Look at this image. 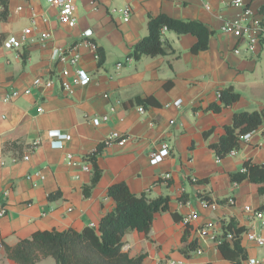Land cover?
Segmentation results:
<instances>
[{
	"label": "crops",
	"instance_id": "1",
	"mask_svg": "<svg viewBox=\"0 0 264 264\" xmlns=\"http://www.w3.org/2000/svg\"><path fill=\"white\" fill-rule=\"evenodd\" d=\"M232 1L207 0L211 6L207 9L203 0H78V21L71 28L61 23L58 9L46 0H0V14L6 11L5 18H0V32L6 38L21 36L31 28L21 49L0 46V94L22 92L12 101H0V211H4L0 215V264H18L9 258L7 246H16L36 231L98 225L116 206L108 188L118 182L149 198H170L169 210L155 215L148 234L129 230L123 238V251L130 256L144 254L143 264L169 260L232 264L210 238L212 233L221 238L223 225L231 218L247 231L254 226L264 235V194L248 179L235 183L230 178L247 159L264 163V129L253 131L235 155L219 158L210 147L224 126L232 123L235 112L264 109V37L249 52L245 38L239 40L222 30L225 20L242 14V7L231 5ZM244 2L255 17L264 20V0ZM19 6L23 8L18 11ZM127 6L131 11L126 21L123 9ZM160 13L205 23L213 30L209 47L193 53L194 35L166 30L165 39L174 52L131 56L134 45L149 34V15ZM46 31L52 37L42 42ZM74 46L81 54L77 65L56 59V48ZM96 46L105 51L101 66ZM236 47L242 52L235 53ZM118 62L124 63L119 70ZM77 68L90 74L89 84L76 83ZM64 69L74 85L72 94L61 85ZM37 77L52 78L54 84L37 86ZM228 86L240 94L239 100L220 112L207 110L212 102H219V90ZM27 88L30 93H24ZM150 96L155 104L134 102ZM178 99H182L179 107L175 105ZM105 115L106 121L93 123ZM208 129L212 132L206 138ZM52 131L59 133L52 136ZM113 131L125 136V144H103ZM65 134L71 139L65 140ZM164 142L170 145L169 154L153 163L150 153ZM98 148L101 177L87 195L84 189L94 176L90 158ZM69 153L74 154L75 164ZM85 164L91 170H84ZM248 205L262 211L263 218H254L245 210ZM192 211L199 217L186 223ZM208 222L213 226L202 237L199 230ZM242 244L249 259L264 257V247L250 241L246 232ZM36 264L58 263L48 256Z\"/></svg>",
	"mask_w": 264,
	"mask_h": 264
},
{
	"label": "trees",
	"instance_id": "2",
	"mask_svg": "<svg viewBox=\"0 0 264 264\" xmlns=\"http://www.w3.org/2000/svg\"><path fill=\"white\" fill-rule=\"evenodd\" d=\"M5 16L4 9L0 18ZM164 27L179 35H194L197 40L191 47L193 53L206 50L213 34V30L199 20L173 18L166 13L149 15V34L134 45L131 56L138 59L142 55L157 56L174 52L171 43L162 33ZM5 38V35L0 32V46ZM96 52L99 56V66H101L105 60L104 48L96 46ZM239 98L240 94L232 86L221 88L219 102H212L207 110L220 112L223 107L234 104ZM134 102L144 106L155 104L152 96L137 97ZM263 123L264 109L237 111L233 115L232 123L224 126V132L219 140L210 143V147L217 157L224 158L232 150L241 149L243 134L255 131ZM211 132L212 129L205 130L204 136L208 138ZM99 151L100 148L90 158L94 165V176L92 184L84 189L87 195L101 177V170L96 163V154ZM230 178L235 183L248 179L258 185L260 194H264V163L247 159L239 169L231 172ZM108 195L115 200L116 206L101 218L98 225L87 226L81 230L70 228L62 231H36L30 238L19 241L16 246H7L9 258L18 264H36L38 260L48 256L55 258L58 264H143L144 254L130 256L123 251V238L129 230L148 234L155 215L169 210V196L149 198L145 193L133 192L125 182L112 184L108 188ZM206 200L212 203L211 199ZM174 216L179 218L177 213ZM223 229L221 240L217 243L219 250L232 264H243L249 259L248 251L242 244V236L247 228L240 225L235 218H231L223 225ZM229 234L231 238H228ZM194 244V242L191 244L192 247Z\"/></svg>",
	"mask_w": 264,
	"mask_h": 264
},
{
	"label": "built area",
	"instance_id": "3",
	"mask_svg": "<svg viewBox=\"0 0 264 264\" xmlns=\"http://www.w3.org/2000/svg\"><path fill=\"white\" fill-rule=\"evenodd\" d=\"M50 5L56 7L58 9V14H59V19L61 23L69 26V27H75L77 25V1L78 0H46ZM205 1V7L207 9H211V6L208 4L207 0ZM231 5L235 6H240L242 7L243 11L241 16L232 18V19H227L224 21L222 25V30L225 32H231L233 33L239 40L245 38L246 40V51H251L253 52L256 49V46L260 42L261 38L264 37V20L259 19L255 17V14L253 10L251 9L250 6H248L244 0H233L231 2ZM23 7L19 6L17 10H21ZM113 11H119V9L114 8ZM130 11L131 7L127 6L123 9V13L125 15V20L127 21L130 16ZM167 28L164 27L162 30L163 35L165 36ZM31 33V28H26L21 36H15V35H10L7 37L3 43L4 47L7 49H21L23 45L25 44L28 34ZM52 37V33L50 31H46L41 35L40 40L42 42H45L46 40L50 39ZM96 50V47H95ZM234 52L239 54L242 52V49L240 47L234 48ZM55 56L56 59H58L61 62L64 63H69L72 65H77L81 59V54L77 50L76 46L70 48L69 50H64L61 48H56L55 50ZM96 58L98 59L99 56L96 52ZM131 58L128 57L127 61H130ZM123 62H118L117 63V69H121L123 66ZM62 78H61V85L64 91H66L69 94L74 93V85L70 82L68 79L69 76V71L67 69H64L61 73ZM92 81V77L90 74L81 68H77L76 70V83L82 84V85H87ZM34 84L37 86H45V87H52L54 84V80L52 78H44V77H37L34 80ZM22 92L19 90L13 91L11 93H7L5 95L0 94V101H12L15 97L19 96ZM24 93H30V89L27 88L25 89ZM182 104V99H178L175 101L176 106H181ZM40 111H42V108H39ZM141 111L143 112L144 109L141 108ZM108 119V116L105 115L103 117H97L93 119V123L95 125H100L101 122L106 121ZM173 122V120H171ZM261 127L264 129V123L261 125ZM58 131H52L51 135L54 136L58 134ZM253 132H248L245 133L241 136L242 141L248 142L251 137H252ZM65 140H70L71 135L70 134H65L64 135ZM113 142H117L121 145L125 144L126 138L123 136V134L119 131H113L105 140L104 144H111ZM170 150V145L167 142H164L161 145V148L158 150H154L153 152L150 153L151 160L153 163H160L163 161L164 157L169 154ZM237 153V150L234 149L232 150L229 154L230 155H235ZM26 159L29 157L26 156ZM68 158L70 159L71 163L75 164L74 162V154L69 153ZM84 170H91L90 164H85L83 166ZM37 175H40L41 179H44L45 176L37 173ZM29 179H32L33 175L29 174L27 176ZM36 184V183H35ZM230 203H234V199L230 198L229 199ZM216 204L214 203L213 206ZM245 210L248 212H251L253 214V217L257 218H263V212L259 210H254L251 206H246ZM4 213L3 210L0 211V215ZM199 217L198 212L192 211L185 219L184 221L186 223H189L191 220H195ZM96 225L92 224V227ZM213 223L208 222L206 223L200 230L199 233L200 235L203 236H208L209 235V230L212 228ZM246 237L250 240L255 242L258 246L264 247V235L257 233L254 230V226H251L248 231H246ZM210 238L215 240L216 242H220L221 238H217L215 234H210ZM228 238H231V234L228 235ZM197 252L200 254L202 253V250L200 248L197 249ZM167 264H186V262L181 263V262H176L174 260H169ZM201 264V263H197ZM247 264H264V257L262 259H257V258H250L247 260Z\"/></svg>",
	"mask_w": 264,
	"mask_h": 264
},
{
	"label": "rangeland",
	"instance_id": "4",
	"mask_svg": "<svg viewBox=\"0 0 264 264\" xmlns=\"http://www.w3.org/2000/svg\"><path fill=\"white\" fill-rule=\"evenodd\" d=\"M92 20V19H91Z\"/></svg>",
	"mask_w": 264,
	"mask_h": 264
}]
</instances>
